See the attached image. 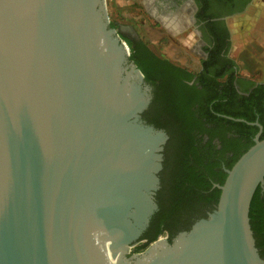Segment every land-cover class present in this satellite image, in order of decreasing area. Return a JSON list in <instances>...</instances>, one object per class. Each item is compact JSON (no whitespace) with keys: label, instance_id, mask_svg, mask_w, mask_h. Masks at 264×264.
Instances as JSON below:
<instances>
[{"label":"water","instance_id":"obj_1","mask_svg":"<svg viewBox=\"0 0 264 264\" xmlns=\"http://www.w3.org/2000/svg\"><path fill=\"white\" fill-rule=\"evenodd\" d=\"M126 48L106 0H0V264H264L259 121L207 217L130 252L169 135L143 118L151 84Z\"/></svg>","mask_w":264,"mask_h":264},{"label":"trees","instance_id":"obj_2","mask_svg":"<svg viewBox=\"0 0 264 264\" xmlns=\"http://www.w3.org/2000/svg\"><path fill=\"white\" fill-rule=\"evenodd\" d=\"M127 42L131 48V60L137 64L144 73L145 79L153 86V98L143 112V118L155 127L166 130L169 135L164 149L163 169L160 173L169 187L167 190L162 187L157 191L159 208L153 214L150 224L153 227L168 220L180 226V231L189 230L196 220L207 217L208 212L215 208L221 190L212 186L214 183L223 184L227 176V174L224 177L213 174L214 159L204 152L201 154L194 144L189 103L201 90L196 88L195 91L193 88L190 90L191 87L185 80L192 77V73L187 69L157 55L144 42L135 43L128 38ZM222 76L223 74H220L218 78ZM214 81L215 84L207 87L211 94L207 101L209 109L205 111L203 106L197 109L199 114L206 117L208 121L230 123L234 132L248 142L246 147L229 163L231 168L237 159L254 144L252 138L259 127L252 125L251 122L259 120L263 126L260 138H264V105L261 103L258 92L256 93L257 90L259 93L264 92V84H258L250 94L238 97L233 90L216 92L219 86L224 87L227 84L218 79ZM249 83L256 84L254 81ZM203 87L206 88L204 85ZM188 90L194 92L191 98H187L190 92ZM260 190L258 186L253 195L249 216L256 245L264 258V210ZM207 209L209 211L205 213ZM183 216H187V219L179 220ZM194 216H197L196 219L191 221ZM145 248L140 247L138 251Z\"/></svg>","mask_w":264,"mask_h":264},{"label":"flooded vegetation","instance_id":"obj_3","mask_svg":"<svg viewBox=\"0 0 264 264\" xmlns=\"http://www.w3.org/2000/svg\"><path fill=\"white\" fill-rule=\"evenodd\" d=\"M251 2L252 0H155L158 10L161 7H165L166 11L175 12L178 11V8L187 7L191 21L194 22L195 29L193 35L189 36L192 38L188 42L190 51L195 57L190 58V66L187 67L174 61L172 63L192 73V77L185 80L191 87L190 90L192 88L193 91H195V88L201 90V92L195 94L189 103V118L193 123L192 135L195 140L194 144L197 151L201 154L204 152L212 156L215 162L213 174L223 177L227 174L226 169L229 168V163L234 160L238 152L246 147L248 142L241 135L234 132V128L230 123L208 121L206 117H202L199 114L197 108L203 106L205 111L209 109L207 101L211 94L208 92L207 87L215 84L214 79L227 84L224 87L219 86L216 92L219 93L226 89L229 91L233 90L238 97L246 96L251 91H254L258 84H264V80L261 78L254 79L241 74L239 62L231 54L233 34L228 20L244 13ZM124 33L127 34V32ZM184 34L185 37H188V34ZM127 38L135 43L141 42L130 35H127ZM220 74H223V76L218 78ZM249 81H254L256 84L252 85ZM151 91L153 96L152 85ZM256 93L264 105V92L259 93V90H257ZM193 95L194 92L190 91L187 98H191ZM256 121L259 120L257 119ZM255 136L256 134L253 136V140ZM160 180L161 186L159 189L164 187V190H167L169 184L163 181L161 174ZM216 184L214 183L212 188H219ZM260 189L264 210V183L260 185ZM208 211L209 209L205 213ZM196 217H192L191 221H194ZM184 219H187V216H183L179 220L182 221ZM175 226L173 221L168 220L153 227L149 223L148 227L135 242L137 245L132 253L141 252L138 251L140 247L147 248L151 242L157 239L172 240L181 232L180 226ZM150 239L151 241H149Z\"/></svg>","mask_w":264,"mask_h":264},{"label":"rangeland","instance_id":"obj_4","mask_svg":"<svg viewBox=\"0 0 264 264\" xmlns=\"http://www.w3.org/2000/svg\"><path fill=\"white\" fill-rule=\"evenodd\" d=\"M146 1L106 0L111 25L117 29L120 36L126 41L127 35L133 36V38L146 43L157 55L185 67L190 66V58L195 56L190 51L188 37H185V34L181 35L176 31L173 32V28L171 29L166 24L163 25L161 22H157L152 12L147 11ZM252 3H258L259 7H264V0H252ZM233 20L234 18L228 20L233 34L231 54L239 62L241 74L264 80L260 75L261 72H264V26L260 34L248 38L246 43H239L237 38L239 30L234 29ZM155 30L161 31L163 34L156 33L155 35ZM148 31L152 32L149 33ZM124 32H127V34ZM257 38L262 40L256 41Z\"/></svg>","mask_w":264,"mask_h":264},{"label":"crops","instance_id":"obj_5","mask_svg":"<svg viewBox=\"0 0 264 264\" xmlns=\"http://www.w3.org/2000/svg\"><path fill=\"white\" fill-rule=\"evenodd\" d=\"M147 11L149 13L152 12L154 19L161 24H166L168 27L172 29V31H176V33L183 35L188 34V40L192 37L194 32V22L191 21V17L187 12V7H183L182 9H177L178 11H166L163 7L158 10L155 0H147ZM234 20L232 24L234 29L239 30L238 40L239 43H246L248 38H252L253 35L260 34L262 31V27L264 26V7H259L258 3H252L247 7L244 13L232 17ZM232 30V29H231ZM149 33L152 31H148ZM184 32V33H183ZM163 34V32L155 30L154 34L156 35ZM158 38V37H157ZM262 39H258L256 41H260ZM264 78V72L260 74Z\"/></svg>","mask_w":264,"mask_h":264},{"label":"built area","instance_id":"obj_6","mask_svg":"<svg viewBox=\"0 0 264 264\" xmlns=\"http://www.w3.org/2000/svg\"><path fill=\"white\" fill-rule=\"evenodd\" d=\"M122 38V37H121ZM123 39V38H122ZM123 40H125V39H123ZM126 41V40H125ZM127 42V41H126ZM127 51L130 53L131 52V48H130V46H129V44L127 43ZM136 245H137V243H134V244H132L130 247H129V250H130V252L132 251V250H134L135 249V247H136Z\"/></svg>","mask_w":264,"mask_h":264}]
</instances>
